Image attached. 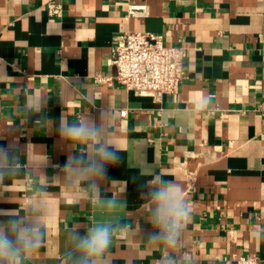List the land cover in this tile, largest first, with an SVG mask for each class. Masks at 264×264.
I'll list each match as a JSON object with an SVG mask.
<instances>
[{"label":"crops","instance_id":"0c3cea01","mask_svg":"<svg viewBox=\"0 0 264 264\" xmlns=\"http://www.w3.org/2000/svg\"><path fill=\"white\" fill-rule=\"evenodd\" d=\"M51 2L62 3V17L49 16ZM129 5H145L150 15L130 18ZM127 32L161 35L184 49L176 94L157 100L117 82L112 47ZM34 91L47 95L51 126L29 121L16 130L18 108ZM202 97H209L204 112L196 109ZM107 106L110 135L121 147L144 145L138 162L120 152L107 169L101 195L126 203L110 218L151 230L142 205L155 170L181 186L192 209L171 253L176 264H236L248 253L264 264V0H0V146L15 141L30 157L51 162L43 169L51 178L48 235L29 264H64L70 232L84 234L101 218L58 175L68 154L58 126L62 115L71 121L88 112L99 122ZM29 194L22 179L6 181L0 211L21 209ZM163 256L132 231L113 239L106 259L163 264Z\"/></svg>","mask_w":264,"mask_h":264},{"label":"clouds","instance_id":"9594fccd","mask_svg":"<svg viewBox=\"0 0 264 264\" xmlns=\"http://www.w3.org/2000/svg\"><path fill=\"white\" fill-rule=\"evenodd\" d=\"M209 97L201 98L197 111H206ZM46 105L47 95L35 91L26 94L23 106L18 108L22 119L16 130L29 121L36 128L48 129L52 122L45 113ZM112 119L107 106L100 110L99 122L89 112L71 121L62 115L59 122L58 135L67 148V160L62 168L51 166L60 168L58 175L63 183L101 212V218H93L84 234L79 229L70 232L64 264H107L113 239L132 231L138 232L149 245L164 251L163 264H176L171 253L178 248L192 212L179 184L155 170L148 171L152 179L148 181L149 191L142 206L151 225L149 231L142 230L139 224L133 229L130 224L110 218L111 213L123 210L126 203L117 197L101 195V182L107 179V169L119 162L120 152H127L132 162H138L144 146L130 140L127 148L121 147L118 139L110 135ZM50 163L47 155L39 159L30 157L27 147L15 141L6 147L0 146V187H4L6 181L22 179L30 192L21 209L0 211V216L8 217L0 220V264H29L46 242L49 202L45 196L51 178L43 169Z\"/></svg>","mask_w":264,"mask_h":264},{"label":"built area","instance_id":"2783aa9c","mask_svg":"<svg viewBox=\"0 0 264 264\" xmlns=\"http://www.w3.org/2000/svg\"><path fill=\"white\" fill-rule=\"evenodd\" d=\"M62 3L48 4L51 17H62ZM150 15L145 5H129L127 16L146 18ZM181 47L168 46L161 35L148 32H127L114 38L112 64L117 68L115 79L126 90L139 95L162 99L164 95L176 94L185 78L184 58ZM109 81V79H107ZM121 111L120 116H127ZM236 264H262L257 254H243Z\"/></svg>","mask_w":264,"mask_h":264}]
</instances>
